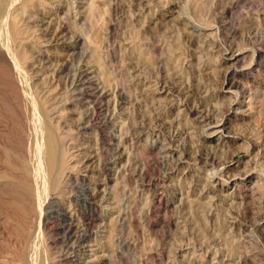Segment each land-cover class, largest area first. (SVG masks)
<instances>
[{"label":"rangeland","instance_id":"374dc122","mask_svg":"<svg viewBox=\"0 0 264 264\" xmlns=\"http://www.w3.org/2000/svg\"><path fill=\"white\" fill-rule=\"evenodd\" d=\"M262 11L264 0H34L25 7L24 69L32 85L45 87L68 168L46 199L54 210L44 208L39 219L25 175L12 168L29 155L32 126L0 57V264H28L38 250L44 264H264V101L231 106L226 134L213 122L252 83L264 96ZM252 17L260 20L250 25ZM216 40L222 51L240 53L243 86L219 92L206 79L222 67Z\"/></svg>","mask_w":264,"mask_h":264},{"label":"bare ground","instance_id":"6f19581e","mask_svg":"<svg viewBox=\"0 0 264 264\" xmlns=\"http://www.w3.org/2000/svg\"><path fill=\"white\" fill-rule=\"evenodd\" d=\"M34 2V0H0V57L3 58V61L5 60V62L7 63L9 70H10V75L12 78V81L14 82V84L16 85V87L18 88V92L20 93V95L23 98V101L25 103V108L27 111V116L29 118L30 124L32 126V128L30 129V139H29V143L28 144V156H30V158L28 159L27 157H25V159L23 158L20 162L19 165H16L17 167L12 165V168L15 170H20L21 173H23V175H25L23 184L26 187V189L28 190V192L30 193V195L32 196V203L34 206V210L36 211V214L38 215V218L41 219L42 217H44L46 215V213L44 212V208H46V211L48 209V211H53L54 209H52V207L50 206L53 201L50 202L49 206L45 207L46 204V199H48L47 197H49V192L53 191V190H57L60 189L61 184L63 182V180L65 179L64 177V173L66 171V169L68 168V154L65 150V148L63 147V139H64V133L61 130V127L59 124L53 123L50 118H49V113H48V104H49V99L47 97V95H42L41 91L43 90V86L40 85H32L30 82V78L26 73V70L24 69V63L26 62L28 55H27V50L24 48V44L26 43L28 36H29V31L26 28L24 22L22 21V14L23 11L25 10V7H28L29 5H32ZM95 6V4H93ZM95 8V7H94ZM35 9V8H34ZM262 13V19H264V11L261 12ZM182 15V14H181ZM251 16V15H250ZM254 16V15H253ZM37 18V17H36ZM258 18V17H257ZM256 17H252V19L248 20L250 25L255 23V21H257ZM42 19V18H41ZM187 19V18H186ZM259 19V18H258ZM39 20V19H38ZM260 20V19H259ZM41 21V20H40ZM262 21V20H261ZM39 23V22H38ZM185 23V22H184ZM264 24V23H263ZM262 24V25H263ZM254 25V24H253ZM252 25V26H253ZM256 25V24H255ZM260 25V24H259ZM261 25V26H262ZM222 26V25H221ZM260 26V27H261ZM38 27V26H36ZM50 29V28H49ZM252 29H255L252 28ZM256 29H258L256 27ZM255 29V30H256ZM263 28H261L262 30ZM38 30V29H37ZM40 30V29H39ZM48 30V29H47ZM254 30V31H255ZM218 31V30H217ZM41 32V31H40ZM45 32V30H44ZM263 32V31H262ZM188 33V32H187ZM220 33V32H219ZM50 34V33H48ZM184 34V33H183ZM218 34V33H217ZM255 34V33H253ZM197 35V34H196ZM194 36V35H193ZM199 36V35H198ZM59 38V37H58ZM76 38V37H75ZM185 38V37H184ZM190 38V36H188V39ZM57 39V38H56ZM64 39V38H62ZM187 39V40H188ZM193 39V37H192ZM48 40V39H47ZM191 40V39H190ZM189 40V41H190ZM212 42L213 39H211ZM210 40V41H211ZM61 41V40H60ZM74 41V40H73ZM198 42V40H196ZM194 42V41H193ZM208 45H209V41H207ZM205 43V42H204ZM206 44V43H205ZM206 44V45H207ZM222 42L216 40V42L214 43V46L216 47V49L219 51L221 50V46H222ZM225 44V43H224ZM233 44V43H232ZM26 45V44H25ZM193 45V44H192ZM202 46V44H199ZM199 45H198V49H199ZM80 46V45H79ZM197 46V44H196ZM195 46V47H196ZM210 46V45H209ZM227 46V45H225ZM224 46V48H225ZM205 47V46H204ZM232 47V45H231ZM31 48V47H29ZM40 48V47H39ZM202 48V47H201ZM212 48V47H210ZM223 48V47H222ZM195 49V48H194ZM207 48L205 47V50ZM204 50V48H203ZM204 50V51H205ZM210 50V49H209ZM203 51V52H204ZM211 51H213L211 49ZM210 51V52H211ZM222 51V50H221ZM206 52V51H205ZM204 52V54L207 55V51L206 53ZM217 53V55H215L214 57L216 58V56H219ZM30 54V53H29ZM34 54V53H33ZM202 54V55H204ZM215 54V52H214ZM219 57V63L222 65L221 68H215L212 66L211 64V59L210 62H208V59L206 60L208 63H210L209 67H213L215 69L214 70V74L213 76H207V80L209 81V84L212 85L210 87H212L214 90L217 89V91L219 92H225V91H229L231 88L233 87H240L241 85L243 86L242 82L240 80H238V72L235 70V65L236 62L239 59L240 53L233 48H227L224 49V51H222ZM244 54H242L243 56ZM201 55H199L200 57ZM259 56L264 58V53H259ZM178 57V56H177ZM195 57V56H194ZM198 58V56H196ZM203 57V56H202ZM259 57V58H260ZM1 58V59H2ZM210 58V57H209ZM214 59V62L218 59ZM177 59V58H176ZM184 59V58H183ZM35 60V59H34ZM187 60V59H186ZM200 60V59H199ZM263 60V59H262ZM65 62V61H64ZM181 62V61H180ZM187 62V61H186ZM182 63V62H181ZM188 63V62H187ZM191 63V62H190ZM201 63V62H198ZM216 63V62H215ZM179 64V63H178ZM262 64V63H261ZM220 65V66H221ZM28 66V65H27ZM34 66V65H32ZM180 66V65H179ZM199 66V65H198ZM207 66V65H206ZM215 66V65H214ZM175 67V66H174ZM177 67V66H176ZM185 67V66H184ZM261 67V66H260ZM179 68V67H178ZM177 68V69H178ZM189 68V67H188ZM191 68V67H190ZM193 68V67H192ZM201 68V67H200ZM263 68V66H262ZM180 69V68H179ZM182 69V68H181ZM180 69V70H181ZM186 69V68H185ZM206 69V68H205ZM261 69V68H260ZM38 70V69H37ZM193 70V69H192ZM208 70V69H207ZM178 71V70H177ZM182 71V70H181ZM179 72V71H178ZM194 73V72H193ZM205 73V72H204ZM207 73V72H206ZM211 73V72H210ZM256 73V72H255ZM263 73V72H262ZM179 74V73H178ZM185 74V73H184ZM197 74V73H196ZM195 75V74H194ZM207 75V74H206ZM215 75V76H214ZM185 76V75H184ZM198 76V75H196ZM258 76V75H257ZM191 78H193L192 76H190ZM34 78V77H33ZM198 78V77H197ZM202 77H199L198 79H200ZM259 78V77H258ZM41 79V78H40ZM84 79V78H83ZM205 79V78H202ZM201 79V80H202ZM196 80L195 77L193 80ZM58 81V80H56ZM181 81V80H180ZM200 81V80H199ZM203 81V80H202ZM251 81V80H250ZM83 82V81H82ZM198 82V80H197ZM206 82V81H205ZM37 83V82H35ZM85 83V82H84ZM87 83V82H86ZM175 83V82H174ZM188 83V82H187ZM190 83V82H189ZM204 83V82H203ZM244 83V82H243ZM247 83V82H245ZM259 82L257 81L256 83H252L246 91H243L245 89H243L242 91L245 93L243 100H236V101H230L228 103L227 106H223L221 112L218 114V116H221L220 118L217 116H215V121L216 125L215 126V130L214 132H220L221 134H226V123L227 121L230 119L231 116V112H230V107L232 106V108H236L237 110L239 109V107H241L243 104L245 105L244 107H248L250 108V106L252 107V105L258 103L261 104L262 101H264V96L263 93L258 90V85ZM263 83V82H262ZM194 84V83H192ZM206 84H208V82H206ZM208 84V85H209ZM241 84V85H240ZM173 85V84H172ZM171 85V86H172ZM201 85V84H200ZM240 85V86H239ZM82 86V85H81ZM85 86V84L83 85V87ZM96 86V85H95ZM190 86V85H189ZM194 86V85H193ZM203 86V85H202ZM264 87V85H262ZM98 87V86H97ZM96 87V88H97ZM173 87V86H172ZM199 87V86H198ZM72 88V87H71ZM194 88V87H193ZM207 88V86H206ZM156 89V87H155ZM188 89V88H186ZM98 90V89H97ZM101 90V89H100ZM190 90V89H188ZM210 90V89H209ZM213 90V91H214ZM180 91V90H179ZM208 91V90H207ZM178 92V91H177ZM188 92V91H187ZM194 91H192L193 93ZM78 93V92H77ZM87 93V92H86ZM191 94V93H190ZM194 94V93H193ZM238 94V93H237ZM189 95V93H188ZM186 99H189L191 97V95L188 96ZM195 95V94H194ZM232 95V94H231ZM193 96V95H192ZM196 96V95H195ZM198 96V95H197ZM82 97V96H81ZM87 97V96H85ZM88 97L90 98V100L92 102L95 101V93H91L88 95ZM189 97V98H188ZM232 97V96H231ZM234 97V96H233ZM240 97V96H239ZM243 97V96H242ZM241 97V98H242ZM114 98V97H113ZM118 98V97H117ZM197 98V97H196ZM236 98V97H235ZM99 99V98H98ZM179 99V98H178ZM194 99V98H193ZM77 100V99H76ZM112 101V100H111ZM114 101V100H113ZM117 101V100H116ZM192 101V100H191ZM194 101V100H193ZM220 101V100H219ZM227 101V100H226ZM188 102V101H186ZM195 102V101H194ZM199 102V101H198ZM206 102V101H205ZM218 102V101H217ZM22 103V102H21ZM192 103V102H191ZM23 104V103H22ZM109 104V102H108ZM188 104V103H187ZM205 104V103H204ZM203 104V105H204ZM219 104V105H218ZM216 103V106L218 105L219 108L221 107L220 104L223 103ZM95 105V104H94ZM24 106V105H23ZM192 106V104H191ZM234 106V107H233ZM96 107V106H95ZM103 107V106H102ZM105 108L107 106H104ZM112 107V106H111ZM194 107V106H193ZM205 107V106H204ZM228 107V108H227ZM93 108V107H92ZM109 108V107H108ZM191 108V107H190ZM209 108V107H208ZM206 109V108H205ZM210 109V108H209ZM208 109V110H209ZM241 109V108H240ZM245 109V108H244ZM105 110V109H104ZM197 110V109H196ZM195 110V111H196ZM217 110L218 109L217 107ZM254 110V109H253ZM256 110V109H255ZM236 111V110H235ZM25 112V111H24ZM23 112V113H24ZM106 112V111H105ZM26 113V112H25ZM92 113V112H91ZM95 113V112H94ZM138 113V112H136ZM216 113V112H215ZM218 113V112H217ZM243 113V112H242ZM83 114V113H82ZM134 114V113H133ZM210 114V113H209ZM26 115V114H25ZM126 115V114H125ZM136 115V114H135ZM208 115V113H207ZM217 115V114H215ZM87 116V115H86ZM92 116V115H90ZM130 117V115H128ZM146 116V115H145ZM198 116V115H195ZM203 115H201L200 117H202ZM209 116V115H208ZM244 116V115H243ZM104 117V116H103ZM138 117V116H137ZM141 117V116H140ZM152 117V116H151ZM175 118V117H174ZM177 118V117H176ZM212 118V117H211ZM87 119V117H86ZM141 119V118H140ZM194 119V118H193ZM202 119V118H201ZM217 119V120H216ZM161 120V119H160ZM135 121V120H134ZM142 121V119H141ZM163 121V120H162ZM174 121V120H173ZM102 122V121H100ZM106 122V121H105ZM150 123V122H148ZM73 124V123H72ZM76 124V123H75ZM134 125L136 123H133ZM207 124V123H206ZM97 125V124H96ZM138 125V123H137ZM136 125V126H137ZM156 125V123H155ZM127 126V125H126ZM140 126V124H139ZM138 126V127H139ZM204 126V125H203ZM64 127V126H63ZM148 127V126H147ZM195 127V126H194ZM133 128V127H132ZM135 128V127H134ZM141 128V127H140ZM145 128V127H144ZM127 129V128H126ZM228 129V128H227ZM29 130V129H28ZM109 130V129H108ZM147 130V129H146ZM262 130L264 131V126L262 128ZM137 132L134 131L133 134L135 133H139L138 130H136ZM212 132V131H211ZM228 132V131H227ZM210 133V131H209ZM263 133V132H262ZM136 134V135H137ZM112 135V134H111ZM131 135V134H130ZM135 135V138H136ZM220 135V134H219ZM264 135V133H263ZM28 136V135H27ZM103 136V135H102ZM145 136V135H144ZM129 137V136H128ZM134 137V136H133ZM119 138V137H118ZM107 139V138H105ZM138 139V138H137ZM155 139V138H154ZM101 140H104L103 138ZM100 140V141H101ZM128 140V139H127ZM132 140V139H131ZM130 140V141H131ZM134 140V139H133ZM28 141V140H27ZM136 141V140H135ZM139 141V140H138ZM137 141V142H138ZM152 141V140H151ZM106 142V141H105ZM126 142V141H124ZM136 142V143H137ZM140 142V141H139ZM113 143V142H112ZM116 143V142H115ZM143 143V142H142ZM199 144V142H198ZM204 145V143H203ZM112 146V145H111ZM125 146V145H124ZM130 146V144H129ZM103 147V146H102ZM137 147V145H136ZM146 147V146H145ZM207 147V146H204ZM124 148V147H123ZM122 148V149H123ZM135 148V147H134ZM140 148V147H139ZM162 148V147H161ZM136 149V148H135ZM159 149V148H158ZM172 149V148H171ZM199 150V148H197ZM10 150V146L7 145V151ZM95 150V149H94ZM143 150V149H142ZM141 150V151H142ZM145 150V149H144ZM184 150V149H183ZM201 150V149H200ZM24 151V150H23ZM147 151V150H146ZM157 151V150H156ZM186 151V150H185ZM158 152V151H157ZM184 152V151H183ZM187 152V151H186ZM196 152V151H195ZM194 152V153H195ZM201 152V151H200ZM27 153V151H26ZM120 153V152H119ZM127 153V151H126ZM159 153V152H158ZM161 153V152H160ZM123 154V153H122ZM180 154V153H179ZM205 154V152H204ZM158 155V154H156ZM200 155V154H199ZM110 156V155H109ZM114 156V155H113ZM159 156V155H158ZM167 156V155H166ZM166 156H163L162 158H166ZM177 156V155H176ZM175 156V157H176ZM208 156V155H207ZM156 157V156H154ZM178 157V156H177ZM176 157V158H177ZM189 157V156H188ZM216 157V156H215ZM140 158V157H139ZM161 158V156H160ZM164 158L165 162L166 159ZM185 158V157H184ZM155 159V158H154ZM157 159V157H156ZM168 159V158H167ZM174 159V158H173ZM172 159V160H173ZM191 159V156H190ZM137 160V159H136ZM160 160V159H158ZM157 160V161H158ZM163 160V159H161ZM171 160V158L169 159ZM208 160V159H207ZM155 161V160H154ZM174 161V160H173ZM138 162V161H137ZM164 162V163H165ZM132 163V162H131ZM134 163V162H133ZM161 163V162H160ZM168 163V162H167ZM172 163H170L171 165ZM173 165V164H172ZM159 166V165H158ZM231 166V165H230ZM127 167V166H126ZM162 167V166H161ZM159 168V167H158ZM231 168V167H230ZM181 169V168H180ZM151 170V169H150ZM167 170V169H166ZM185 170V169H184ZM234 170V169H233ZM178 171V170H176ZM180 171V170H179ZM231 171V169H230ZM68 172V171H67ZM132 172V171H131ZM138 172V171H137ZM134 173V172H133ZM149 173V172H148ZM242 173V172H240ZM244 173V172H243ZM222 174V173H221ZM149 175V174H146ZM10 176V180H12L11 182L14 183L13 181H16V176L13 174L8 175ZM143 176V175H142ZM141 176V177H142ZM145 176V175H144ZM152 176V175H151ZM163 176V175H162ZM70 177V176H69ZM147 177V176H146ZM167 177V176H166ZM18 178V177H17ZM150 179V177H147ZM154 178V177H153ZM156 178V177H155ZM163 178V177H162ZM165 178V177H164ZM228 178V176H227ZM134 179V178H133ZM140 179V178H139ZM148 179V180H149ZM152 180V179H151ZM22 181V180H21ZM158 181V180H157ZM161 181V180H160ZM9 182V181H8ZM146 183V181H145ZM158 186V185H157ZM252 186V184H251ZM254 186V185H253ZM10 187V186H9ZM156 187V186H155ZM205 186H203L204 188ZM141 188V187H140ZM201 188V189H203ZM208 188V187H207ZM14 189V188H13ZM12 189V191H13ZM153 189V188H152ZM255 189V188H254ZM252 189V190H254ZM161 190V189H160ZM83 191V197L84 200L86 199V201H89V197L88 194L85 192V190ZM151 191V190H150ZM251 191V190H250ZM11 192V191H10ZM252 192V191H251ZM145 193V192H144ZM247 195V193L245 194ZM16 196V195H15ZM153 196V193H152ZM160 196V195H159ZM13 197V196H12ZM17 197V196H16ZM26 197V196H25ZM250 197V196H249ZM15 198V197H14ZM152 198V197H150ZM259 198V196H258ZM28 200V199H27ZM31 200V199H30ZM153 200V199H152ZM155 200V199H154ZM163 200V199H162ZM150 201V200H149ZM197 201V200H196ZM264 201V200H263ZM23 202V201H22ZM59 202V201H58ZM153 202V201H152ZM155 202V201H154ZM30 203V204H32ZM55 203V202H54ZM193 203V202H192ZM157 204V203H156ZM194 204V203H193ZM164 207V206H163ZM200 207V205H199ZM50 215V214H49ZM36 218V217H35ZM42 220V219H41ZM66 224V222H65ZM240 235V234H239ZM233 238V237H232ZM232 238H231V242H232ZM236 239V237H235ZM234 239V240H235ZM239 239V238H238ZM243 239V238H242ZM241 240V239H240ZM250 240V239H249ZM229 241V240H228ZM237 241V239H236ZM230 241L228 242L231 243ZM239 242V241H238ZM233 243V242H232ZM251 243V242H250ZM249 243V244H250ZM234 245V244H233ZM239 245V244H238ZM230 246V244H229ZM245 246V245H244ZM235 247V246H234ZM237 247V246H236ZM245 248V247H244ZM243 249V248H241ZM41 250V249H40ZM254 250V249H253ZM244 251V250H243ZM246 251V249H245ZM244 251V252H245ZM241 252V251H240ZM249 252V251H248ZM239 253V252H238ZM259 253V252H258ZM43 254V253H42ZM234 254V253H233ZM243 254V253H242ZM246 253H244L243 255V259L247 258V255L245 256ZM35 260L33 259V256H31L30 261H28V264H44V260L41 257V254H39V250L38 252H35L34 254ZM236 255V254H235ZM234 256V255H233ZM242 256V255H241ZM254 257V255L251 254L250 251V257ZM47 257V256H46ZM240 257V256H239ZM256 257V256H255ZM254 257V258H255ZM29 259V258H28ZM47 259V258H46ZM244 259V260H245ZM249 259V258H247ZM252 259V258H251ZM256 259V258H255ZM258 259V258H257ZM253 260V259H252ZM243 261V260H242ZM246 261V260H245ZM249 261V260H248ZM251 261V260H250ZM11 262V261H10ZM47 262V261H46ZM237 262V261H236ZM239 262V260H238ZM244 262V261H243ZM252 264H257L254 261ZM15 264H17V262H15ZM19 264V263H18ZM247 264V263H246Z\"/></svg>","mask_w":264,"mask_h":264}]
</instances>
